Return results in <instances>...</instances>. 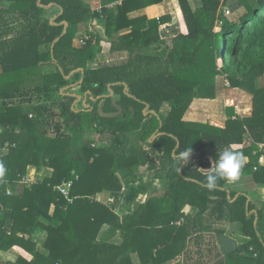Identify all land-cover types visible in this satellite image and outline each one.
Instances as JSON below:
<instances>
[{"label":"trees","instance_id":"trees-1","mask_svg":"<svg viewBox=\"0 0 264 264\" xmlns=\"http://www.w3.org/2000/svg\"><path fill=\"white\" fill-rule=\"evenodd\" d=\"M177 1L186 34L177 31L170 49L158 41L152 44L155 54L129 50L136 53L133 58L114 64L97 61L101 38L111 53L139 45L159 20L133 21L127 15L161 0H122L94 11L83 0H0V84L17 87L10 96L0 94L12 100L0 111L22 110L21 136L16 138L21 144L11 151L17 159L0 160L6 168L0 182V250L19 247L27 257H20L21 264H133V254L140 264H171L200 235L214 233L217 240L224 231H213V225L222 221L239 224L238 235L247 241L235 253L220 252L217 264H264V202L247 205L245 194L234 199L223 179L212 191L205 187L213 162L225 149L241 153L244 135L255 144L264 140V87L258 85L264 76V0H201L194 10L189 0ZM224 8L244 12L228 19ZM94 18L104 22L102 37L80 30ZM130 25V34L117 37ZM215 26L218 32H213ZM80 32L87 36L82 46ZM217 77L252 95V117L229 120L223 128L184 122L182 116L195 99H214ZM75 85L80 95L68 90ZM111 91L122 113L105 118L98 106L104 101L103 113L116 112L107 97ZM84 95L90 108L80 110ZM146 105L150 113L144 115ZM145 145L164 153V171L154 169L153 174L167 181L166 191L153 197L147 190L143 201L130 207L129 186L141 178L138 168L149 158ZM183 151L192 155L184 164L178 159ZM259 157L260 152L249 157L240 176L252 175L264 184ZM29 166L52 173L24 187L18 183ZM6 182L11 189L21 186V196H6ZM65 183L71 184L67 196L58 190ZM103 192L112 202L95 200ZM186 205L197 214H186ZM5 208H13L7 218ZM36 215L43 223L31 224ZM22 219L27 223L20 226ZM36 227L47 233L44 255L30 240ZM114 237L120 243L112 242Z\"/></svg>","mask_w":264,"mask_h":264},{"label":"crops","instance_id":"crops-1","mask_svg":"<svg viewBox=\"0 0 264 264\" xmlns=\"http://www.w3.org/2000/svg\"><path fill=\"white\" fill-rule=\"evenodd\" d=\"M84 3L90 6L91 10H97L100 7H107L108 9H111L113 7L118 6L122 3V0H83ZM191 9H198L201 7V0H189ZM117 10V8H116ZM115 10V11H116ZM141 18H145L147 20H159L157 22V27L153 28L155 29L153 32L147 31L148 37L143 38V42H141L139 45H129L130 48H127V45L124 46V50L116 51L120 55L125 53L131 58L135 56V54L130 55L129 50L137 51V53H145V52H151L152 54H155V51H151L152 44L158 41H163L164 45L162 48L167 49L170 45L174 35L178 31L179 33L186 34V26L183 21V17L181 14V10L179 8V4L177 0H161V3L153 6L146 7L145 9L140 10H133L130 11L127 15L128 20L138 21ZM54 18L52 19V21ZM51 21V23H53ZM101 20H98L94 18L92 21L89 22L87 28L88 31L96 32L93 27L95 26H102L103 24ZM98 24V25H96ZM102 29V28H101ZM148 29V26H146L145 30ZM133 30L132 26H128L127 29H123L118 32V36H123L126 34H130V32ZM135 30V29H134ZM84 33V32H83ZM80 34H82L80 32ZM107 45L110 48V44L107 42ZM155 48V46H154ZM116 52H113L116 54ZM110 52V49L108 51V56H113ZM98 59V58H97ZM113 61V57H108L106 62ZM122 63V62H120ZM118 63V64H120ZM2 72L0 69V76ZM6 82V81H5ZM1 85V84H0ZM216 91H215V97L214 99L208 100V99H195L187 108V110L184 112L182 116V120L184 122H196L200 124H206L218 128H223L225 126V122L227 121H235V120H242L246 118H251L253 115V98L252 95L249 93L240 90V89H233L230 87H227L225 83H223V80L221 77H217L216 79ZM258 85L260 87H264V76L260 77L258 79ZM22 86V84H21ZM12 86H9V84L1 85L0 86V94L4 95L7 94L10 96L11 89H15L17 87L12 88ZM20 90L22 87H19ZM127 91V88H124V92ZM112 92V91H111ZM84 99H82V105L88 106L90 108V104L87 105V96L84 95ZM113 97V95H112ZM115 99V102H117L118 97H113ZM77 99V101H80ZM91 99V98H89ZM12 101V100H11ZM10 98H6L4 96H0V107H3L4 105L11 106ZM148 105H146V111L147 114L150 113L148 111ZM1 109V108H0ZM166 107L164 109L162 108V112H164ZM20 115H22V110H6L3 109L0 111V160H3L5 158L8 159V162H13L16 160V153H12L16 148L17 144L20 143L21 139L18 137L21 136L20 134ZM18 123V125L16 124ZM6 124H11L13 127L17 126L16 129L12 130L10 125L7 126ZM160 134L157 133L154 136H152L148 143H152L159 137ZM17 138V139H16ZM21 144V143H20ZM19 144V145H20ZM169 144H165L164 148L168 149ZM178 147V145H175V147L170 151L171 156H174L175 150ZM241 153L247 158L246 162H249V157H254L260 152V157L258 159V164L263 166L264 165V140L262 143H254L249 136L244 135L243 137V145L241 147ZM144 151L148 154V160L147 162L143 163L139 168V175L141 176L140 179L136 183H134L132 186H129V191L132 193L131 199L128 198V200L131 202V206L133 207L135 203H139L141 200L140 198L145 194L147 190H150V194L153 197H161L165 191H166V180L165 179H155L153 171L154 169H158L160 171H164V168H162L163 163H161L160 159L161 156L164 154L162 152H157L156 150L153 151V149L150 146H143ZM243 150V151H242ZM12 151V152H11ZM16 158V159H15ZM190 159H192V155H190ZM3 163V162H2ZM4 164V163H3ZM184 164V163H183ZM5 166V164H4ZM182 167V166H181ZM180 167V168H181ZM166 170V169H165ZM255 170V169H254ZM52 173L50 170L45 168H35L32 166L27 167L25 170V175L22 176L23 178L20 180V183L24 187H28L31 185H35L39 182H41L42 179L45 177H48ZM6 196H12L15 194H18L21 196L22 187H14L11 189L10 184L6 182ZM224 189L228 192L235 193L236 199L240 194H245L247 197V205L249 203L254 205H260V203L264 202V184L256 183L253 179L252 175H241L239 176V179L236 181H229L224 185ZM14 190V192H13ZM127 190V189H126ZM125 190V191H126ZM229 196V193L227 194ZM125 196L127 197V193L125 192ZM211 199H215L214 197H211ZM95 200L100 201L101 203H108L110 200L112 202V199L109 197L107 192H103L101 194L96 195ZM13 208H5L3 209L4 215L6 218L9 216V214L12 212ZM53 208H50L49 213H51ZM184 212L190 216H195L197 214V210L191 208L190 206L186 205L184 208ZM254 212V210L252 211ZM43 217L37 216L34 220L31 221V224L35 222V224H41L43 223ZM20 226L27 223V220H20ZM233 225L222 221L221 223H217L213 225V231L214 230H223L224 235L234 239L237 242V245L241 243H245L247 241L246 238L236 235L235 232L233 234L228 233L225 230H228L229 227ZM36 232L32 233L31 241L35 244V250L41 254L44 255L47 253V251L44 249L43 245L47 238V233L42 231L40 228L36 227ZM30 230V228H29ZM39 230V231H38ZM104 231L102 230V233ZM101 233V236H102ZM18 236H22L20 234H17ZM7 236H10L9 232L7 233ZM201 238L196 240H192L190 244L188 245L187 251L183 253L177 260L171 261V264H176V262H180V264H210V262H205L207 257L205 258L204 253L202 252V248L209 249L214 252V259H210L212 262L211 264H217V262L221 259L220 256V246L218 244V241L215 238L214 233H204L200 235ZM240 239H239V238ZM27 238V236L25 237ZM119 239L117 237H114L115 243H119ZM211 245L205 246L206 243H210ZM201 250V251H200ZM22 250L19 247H13L6 250H0V264H21L20 263V257H24L21 255ZM197 252V253H196ZM199 252H202L203 255L201 256ZM25 254V253H24ZM27 254V253H26ZM25 254V255H26ZM198 255V260H194V255ZM196 257V256H195ZM27 257H24L26 260ZM131 260L133 264H140L138 256L136 254H133L131 256Z\"/></svg>","mask_w":264,"mask_h":264},{"label":"clouds","instance_id":"clouds-1","mask_svg":"<svg viewBox=\"0 0 264 264\" xmlns=\"http://www.w3.org/2000/svg\"><path fill=\"white\" fill-rule=\"evenodd\" d=\"M191 151H183L180 153L178 159L183 163L188 161ZM246 157L231 148L225 149L219 155V159L214 163V168H211L209 174L206 176L205 187L212 191L216 188L219 180L236 181L239 179L241 169L246 163ZM6 168L2 162H0V182L4 181Z\"/></svg>","mask_w":264,"mask_h":264},{"label":"rangeland","instance_id":"rangeland-1","mask_svg":"<svg viewBox=\"0 0 264 264\" xmlns=\"http://www.w3.org/2000/svg\"><path fill=\"white\" fill-rule=\"evenodd\" d=\"M220 1H223V0H220ZM228 2H229V0H228ZM244 12V9L243 8H240L238 11H236L235 13H232V12H228V10H227V8H224V14H225V16L228 18V19H233V18H235V17H237V16H239V15H241L242 13ZM96 25H98V24H96ZM83 27H84V25H81L80 26V30L81 31H84V33H86L87 34V26L83 29ZM86 29V30H85ZM93 29L96 31V33H98L101 37L103 36V30L101 29V26H95V27H93ZM220 29H219V27H217V26H215L214 28H213V32H218ZM82 33V32H81ZM85 34V35H86ZM88 35V34H87ZM101 47H102V53H100L99 55H98V59H97V61L100 63V62H106V60L108 59V57H113V61H110V63H114V64H118V63H120V62H126L129 58H130V56H128L127 54L125 55V53H123V55L121 54H119L118 52H116V54L115 53H113L112 55L113 56H108V51H109V46L107 45V42L104 40V39H102L101 38ZM172 47V44L170 43V45L168 46V48L170 49ZM217 64H218V66H220V61L218 60L217 61ZM220 78V77H219ZM222 79V78H221ZM223 80V79H222ZM223 83H225L226 85H227V83L226 82H223ZM7 84V82H4L3 83V85H6ZM77 85H75V86H73V87H71L70 86V88L68 89V90H71L72 89V91H73V93H74V95H78L79 93V89L76 87ZM228 86V85H227ZM69 93H71V92H69ZM80 95V94H79ZM117 101H118V99H117ZM88 104H90V101H88L87 102V105ZM107 105H108V103H107ZM112 105H113V102H112ZM80 106V105H79ZM79 106H78V108H79ZM114 106V105H113ZM119 106V105H118ZM81 108H84V107H80V110H81ZM107 110H111V108H109V107H107L106 108ZM105 109V110H106ZM108 114V113H107ZM90 135V138H92L93 140H96L97 139V136L96 135H92V134H89ZM141 201H143L142 199H140ZM140 201V202H141ZM109 202H111L110 200L108 201V203ZM225 231H227L228 233H231V234H233L234 232H235V234L236 235H238L240 232H241V226L238 224H235V225H233V226H231V227H229L228 228V230H225ZM239 238V237H238ZM240 239V238H239ZM120 243V242H119ZM208 245H211V241H210V243H206L205 244V246H208ZM203 250H202V252L204 253V255H205V258L207 257V259L205 260V262L207 263V262H210V264L212 263L211 261H210V259L212 260V259H214V252L213 251H211V250H209V249H205V248H202ZM201 251V250H200ZM202 252H199L200 253V255L202 256L203 255V253ZM197 253V252H196ZM132 256V255H131ZM196 256V257H195ZM194 257V260L196 261V260H198V255L196 254V255H194L193 256Z\"/></svg>","mask_w":264,"mask_h":264},{"label":"water","instance_id":"water-1","mask_svg":"<svg viewBox=\"0 0 264 264\" xmlns=\"http://www.w3.org/2000/svg\"><path fill=\"white\" fill-rule=\"evenodd\" d=\"M64 24L66 26V23H64ZM78 71L83 72L82 69H80ZM67 78H69V77H67ZM112 95H113V93L110 92L109 96H107V97H111L112 98V102H113V105H114V108H115L116 112H112V113H108V114L107 113H103L102 105H103L104 101H102L100 103V105L98 106V113L102 117L114 118V117L119 116L122 113V108L116 104L115 99L112 97ZM107 97H105V98H107ZM77 99H79V97H77ZM77 102H79V101H77ZM83 106H84L85 109H88V106H86V105H83ZM145 111H144V115L147 114V112H145ZM217 241H218V244L220 246V249H221L223 255H229V254L235 253L237 251V249H238L237 242L234 239H232V238H230V237H228V236H226L224 234L218 235L217 236Z\"/></svg>","mask_w":264,"mask_h":264},{"label":"built area","instance_id":"built-area-1","mask_svg":"<svg viewBox=\"0 0 264 264\" xmlns=\"http://www.w3.org/2000/svg\"><path fill=\"white\" fill-rule=\"evenodd\" d=\"M83 35V34H82ZM87 39V36L83 35V39L80 40L79 44L82 46L84 45V41H86ZM84 107V106H83ZM70 183H65V184H62L61 186L58 187V190L64 195V196H67L68 194V189L70 187ZM179 224V222L177 223Z\"/></svg>","mask_w":264,"mask_h":264}]
</instances>
